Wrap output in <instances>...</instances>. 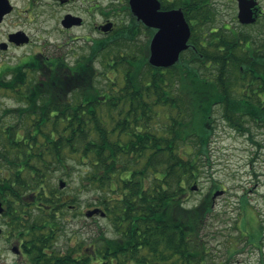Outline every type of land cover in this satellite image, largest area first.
<instances>
[{
    "label": "trees",
    "instance_id": "1",
    "mask_svg": "<svg viewBox=\"0 0 264 264\" xmlns=\"http://www.w3.org/2000/svg\"><path fill=\"white\" fill-rule=\"evenodd\" d=\"M209 9L186 13L190 44L170 67L148 63L146 41L141 55L111 59L104 84H96L95 48L72 63L46 58L42 73L12 79L24 88L13 95L27 105L12 108L11 140L0 139V199L10 207L11 228L28 231L32 260H55L47 247L83 191L92 190L87 204L108 222L91 235L94 260L206 264L201 232L213 200L209 192L197 202L188 197L209 159L215 111L240 133L253 123L264 127V33L206 30ZM112 33L115 42H129L149 29L131 15ZM63 175L66 181L54 183ZM73 179L77 184L64 188ZM22 186L26 204L15 202ZM65 253L61 261H69Z\"/></svg>",
    "mask_w": 264,
    "mask_h": 264
},
{
    "label": "rangeland",
    "instance_id": "2",
    "mask_svg": "<svg viewBox=\"0 0 264 264\" xmlns=\"http://www.w3.org/2000/svg\"><path fill=\"white\" fill-rule=\"evenodd\" d=\"M125 3L126 0H90L86 4L92 5L93 24L104 21L106 17L101 11H107V19L114 23L113 30H116L130 24V14L123 9ZM226 3L227 0H215L217 11L214 10L212 21L205 25L206 30L210 27L216 30L222 27L249 30L239 26L229 7L221 6ZM86 31L84 27L74 28L67 34L59 33L58 38L64 40L75 35L81 36ZM112 34H114L112 31L107 34L106 49L101 50L98 47L99 54L96 56L95 51L91 59L94 70L98 72L95 78L97 85L105 83V75H111L108 63L112 58L122 52L141 55L147 41L146 34H141L133 41L126 42L125 38L123 39L125 43L122 40L115 42L116 37ZM53 37H57L56 34L51 38ZM66 49L67 47H63L57 51L52 47H45L44 51L45 55L63 53L67 61L72 63L78 57L71 52L66 53L68 51ZM118 72L122 73L121 70ZM215 116L209 159L201 167L200 176L195 183L197 189L191 190L188 197L197 202L208 192L212 198L217 190L222 191L213 198V211L207 217L201 232L206 248L204 253L206 264H264V127L253 128L259 143L256 145L249 140L248 134L240 133L228 126L217 110ZM76 167L78 171L83 169L82 165L77 164ZM67 179L63 175L60 179H55L54 183L58 184L59 180ZM76 182L73 179L64 188L70 189L77 184ZM93 196L92 190L83 191L77 209L67 213L64 231L53 239L55 249L65 251L70 245L71 233L75 229H80L79 231L84 233L91 229L92 235H95L98 224L107 225L106 218L99 216L91 218L84 214L86 209L93 207L87 204V201H92ZM2 220L3 216L0 217V221ZM82 224H87V228ZM108 229L107 226L106 230ZM6 246L7 243L0 240V249H4L0 254V261L11 263L16 256L5 250Z\"/></svg>",
    "mask_w": 264,
    "mask_h": 264
},
{
    "label": "flooded vegetation",
    "instance_id": "3",
    "mask_svg": "<svg viewBox=\"0 0 264 264\" xmlns=\"http://www.w3.org/2000/svg\"><path fill=\"white\" fill-rule=\"evenodd\" d=\"M88 1L90 0H0V139L5 136V139L8 137L11 140L13 130L12 108L14 106L27 105L26 101H18L13 95L14 91L23 90L24 88L12 86V79L15 77L37 76L43 72L46 58L47 60H52L60 56H66L63 53L45 55V47H52L57 51L60 48L67 47L66 50L68 51L66 53L71 52L77 57L92 54L94 48L96 51L95 55L97 56L99 54L98 45H100L101 50L106 49L107 34L115 29L114 23L107 19V11L103 12L102 10L101 12L106 18L101 23L93 24L91 22L92 5H87ZM157 1L160 11L180 10L190 26L191 35L193 21L187 18L186 13L194 8L198 9L202 7V9H205L207 6L212 12L217 11L215 0ZM250 1L252 2L250 11L254 20L248 23H242L238 18V0H227V3L221 6L229 7L233 13L234 20L240 27L264 33V0ZM123 9L130 14V17L132 15L138 24L141 23L149 29V36L145 35L149 45L157 28L148 27L141 20L137 19L131 12L129 0H126ZM86 15L88 18H86ZM107 22H111L112 27L108 31H103L102 26ZM83 27L87 31L81 34V36L75 35L64 40L58 38L59 33L67 34L74 28ZM53 34H56L57 37L51 38ZM138 35L141 34L139 33ZM190 38L188 44H190ZM186 50L181 51L180 56ZM248 128L249 130L246 134H248L249 140L256 145L259 144L253 132V128L259 127H256L253 123ZM15 136L18 137V132L15 133ZM6 150L8 155H10L13 148H11V145H8L6 146ZM23 186L22 190L19 191L21 200L16 198V203L20 201L24 204L27 203V194ZM0 203L4 208L0 213V217L3 216V220L0 221V240L7 243L8 246H6L5 250L10 251L16 256L13 262L6 263L0 261V264H139L137 262L123 263L109 260H94L98 257H95L93 253L91 229V232L87 231L86 233L79 231L80 229L72 231L70 245L67 248L69 250V261L60 260L61 257L63 259L66 258L65 251H58L52 254L54 246H48L46 249V253L49 256H55L54 261H34L25 250L28 244V231L26 229H12L9 219L10 207L5 200L0 199ZM25 210H27L26 205L22 207V211H24L22 216L24 218H26L27 214ZM95 216L105 218V216L98 214L90 217ZM21 223L22 226L26 225L24 220ZM82 225L86 228L88 226L87 224ZM98 226L100 225L98 224ZM106 235L108 236L107 232ZM13 241H15L14 244ZM3 250L0 249V254Z\"/></svg>",
    "mask_w": 264,
    "mask_h": 264
},
{
    "label": "water",
    "instance_id": "4",
    "mask_svg": "<svg viewBox=\"0 0 264 264\" xmlns=\"http://www.w3.org/2000/svg\"><path fill=\"white\" fill-rule=\"evenodd\" d=\"M250 0H238V18L242 23L252 22L250 11ZM129 6L132 14L141 20L148 27H155L157 31L153 35L148 45L147 61L154 67L166 68L174 65L180 57V53L189 47L188 40L191 35V29L180 10L160 11L157 0H129ZM112 27L111 22H107L102 26L103 31H108ZM64 182L60 187L63 188ZM192 189H197L194 184ZM221 190H217L212 198L221 194ZM3 207L0 203V213ZM99 214L104 216V211L98 207L87 209L86 216ZM1 230V228H0Z\"/></svg>",
    "mask_w": 264,
    "mask_h": 264
}]
</instances>
